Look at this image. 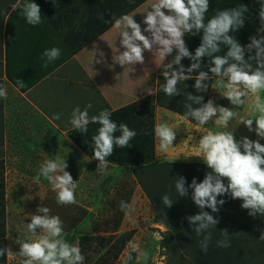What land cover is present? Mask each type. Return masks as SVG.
I'll return each instance as SVG.
<instances>
[{"label":"clouds","instance_id":"1","mask_svg":"<svg viewBox=\"0 0 264 264\" xmlns=\"http://www.w3.org/2000/svg\"><path fill=\"white\" fill-rule=\"evenodd\" d=\"M11 9H20L19 15L33 27L42 23L41 9L33 0H17L11 5ZM208 10L209 0H156L146 11L144 29L134 20V16L113 18V26L121 30L119 40L123 49L114 61L122 67L133 68L134 65L143 64L145 51L155 52L160 60L173 56L171 62L164 65L162 74L165 83L160 89L148 93L149 95H156L157 92H163L168 97L178 95L180 90L177 85L194 78L197 92H206L211 87L234 106H219L212 99L204 103L202 95L186 94L183 114L186 119L195 121L198 125L213 122L215 127L222 128L217 132L207 131L196 143L195 157L201 158L209 169L204 179L197 182L193 178L190 184H187L183 176L175 179L178 196L187 197L191 189V199L200 209L198 214L186 219L193 226L195 234L202 237L199 244L204 252H207L212 239L209 230L219 223L218 219L204 209L218 213L226 202L224 199H217L218 197L228 195L231 199H239L242 201L241 208L248 210L250 216H264V144L247 136L237 140L234 136L236 128L228 130L230 122L238 115L236 109L243 108L245 98L251 96L250 110L255 115L251 118L241 117L239 124L245 125L249 132L254 131L257 137L264 139V98L261 96L264 93V0L258 11V32L261 35L259 38L250 37L246 46H242L232 35L244 26L245 13L249 11L245 4L217 10L206 22ZM199 33H202L201 43L193 54L186 45L185 36ZM221 45L227 49L223 55L218 54L222 50ZM253 50L254 55H251ZM246 52L249 54L247 59ZM60 55L58 47L44 50L41 55L43 66L47 67L55 62ZM205 57L208 58V71L201 70L202 58ZM184 58L191 61L187 68L181 63ZM96 62H103V58ZM193 73L196 75L193 76ZM209 81H213L211 85ZM16 85L20 89L26 87L21 79H16ZM6 97V89L0 87V98ZM193 103L198 107L193 108ZM91 107L89 104L84 110L74 108L69 123L80 134L88 132L90 123L100 125L91 138L92 158L99 161L97 170L103 173L108 168L107 158L113 154L114 149L127 148L137 132L125 123L118 125L111 119L112 114L107 109L89 117L88 109ZM53 119L59 120L60 114H54ZM117 131L120 132L119 136L115 135ZM154 134L159 141L158 150L167 153L175 140V129L167 122L158 123L154 127ZM67 167L66 159L57 155L44 160L35 177L36 181L41 178L48 181L56 193L59 205L77 202L75 193L78 182L65 170ZM160 199L168 208L176 202L167 194ZM131 207L126 201L120 202V209L126 215ZM50 212L49 207H38L36 214L31 215V222L25 224L26 232L30 235L24 240H16L20 245L19 252L13 253L10 249L0 248V257L15 256L19 258L18 264H84L85 256L81 248L65 239L63 221L59 215H50ZM220 232L224 239L219 240L217 245L222 248L230 247L228 230ZM260 239H264V233ZM127 249L129 250L122 258L123 264H132L134 260L136 264H147L149 252L141 250L138 242L129 241Z\"/></svg>","mask_w":264,"mask_h":264},{"label":"crops","instance_id":"2","mask_svg":"<svg viewBox=\"0 0 264 264\" xmlns=\"http://www.w3.org/2000/svg\"><path fill=\"white\" fill-rule=\"evenodd\" d=\"M11 1L0 0V10L8 6L7 4ZM39 1L41 2V15L44 13L53 18L55 25H63L67 28H65L64 34L61 28L58 29L56 35L54 32L44 34L42 27L45 26L48 18H42V23L33 27L27 24L25 18H22L19 13L11 21L10 50L11 57L17 59L18 71L21 70L23 73L30 67L37 73L48 70L47 74L42 76L34 86L25 92H20L6 79L4 74V27L6 19L12 11L11 8L4 17L3 30L0 34V87L7 91V97L0 98V160L3 162L5 155L9 153L33 154L37 152L38 148L45 146L53 148L60 139H65V132L73 129L69 120L76 107L84 110L87 105L91 104L92 107L88 109L89 117H91L98 115L101 110L107 109L111 112L148 96V93L156 90L157 78L163 76L164 65L171 62L173 58V56H168L164 60H160L155 52L145 51L143 64L134 65L133 68L122 67L114 61L119 51H123V49L119 40L121 30L116 29L113 24L106 32L80 46L62 64L53 67L58 58L55 62L44 67V61L41 60L44 50L58 47L61 50L60 56H62L64 52L78 47L88 35L87 30L91 25L100 26L105 21L101 10L93 0H69L61 20L57 18L59 0ZM16 2L17 0H15ZM33 2L37 3V0H33ZM155 2L156 0H145L132 8L126 15L134 16V20L140 23L141 28L144 29L146 25L143 24V19L146 11ZM261 2L262 0H209L206 22L217 10L245 4L249 11L245 13L244 26L232 33L243 45L245 41L247 43V36L257 27L260 28L258 11ZM132 3L133 0L119 3L116 9L129 8ZM49 22H51L50 18ZM255 33L254 36L259 38L261 33L258 30ZM145 34L147 35V33ZM196 36L201 43L202 33ZM64 41L70 42V45H64ZM185 42L190 52L194 54L195 51L186 36ZM221 49L218 54H225L226 47L221 45ZM101 57L103 62L97 63L96 61L101 60ZM245 58H248L247 52ZM181 63L187 68L191 61L184 58ZM201 70L206 71L203 64ZM192 75L195 76L196 73ZM212 82L210 81V85ZM209 99L219 106L234 108L226 98L221 97L211 87L207 101ZM251 101V96L245 98L244 107L236 109L238 115L230 122L228 130L236 128L234 136L237 140L245 136L251 140H258L254 131L249 132L245 125L239 124L241 117L251 118L254 115L250 110ZM162 110L165 109L155 108V125L158 114ZM56 113L60 114L59 120L53 119V115ZM171 113L177 118L180 127L187 131L176 133L172 147L167 153H164V160L180 163H203L201 158L195 157L196 143L207 131L217 132L222 128L215 127L213 122L195 126L182 116ZM259 142L264 144V141ZM170 153L175 155L171 157Z\"/></svg>","mask_w":264,"mask_h":264},{"label":"trees","instance_id":"3","mask_svg":"<svg viewBox=\"0 0 264 264\" xmlns=\"http://www.w3.org/2000/svg\"><path fill=\"white\" fill-rule=\"evenodd\" d=\"M35 1V0H34ZM69 0H59V8L57 18L60 20L64 17V8ZM97 7L101 10L104 24L100 26L91 25L87 30V36L84 38L77 48H73L68 52H64L55 62L53 67L62 64L72 53L84 44H87L95 37L106 32L113 24L114 17L120 18L126 15L132 8L145 0H133V3L128 8L116 9L119 3H126L131 0H93ZM15 3L12 0L8 6L0 11V34L3 30V20L8 13L11 5ZM37 4L41 9V2L37 0ZM20 9L11 11L6 19L4 27L5 36V56H4V74L6 79L20 92H25L34 86L38 80L47 74L48 70H43L39 73L32 70V67L23 71H18L16 66L17 59L11 57L10 50V35L11 21L18 15ZM56 14V11H54ZM42 18H48L47 23L43 26L44 34L53 33L62 30L64 34L65 28L63 25H55L53 18L48 17L44 13ZM49 18L51 22H49ZM87 28V27H86ZM255 29L247 36L248 44L250 37L256 34ZM59 29V30H58ZM192 48L196 49L200 42L197 36L186 34ZM64 45H70V42L64 41ZM248 54V53H247ZM249 55V54H248ZM251 55H254L251 53ZM202 64L208 71V58H202ZM52 67V68H53ZM1 68V65H0ZM211 76V73H209ZM16 79H21L25 83V88H18ZM165 83L163 76H158L156 82V90L160 89ZM210 85V81L208 82ZM195 79H189L177 85L180 94L172 97L166 96L163 92H157L156 95H148L141 99L123 106L117 110L111 111V119L118 125L125 123L132 130L137 132V135L130 141L127 148L116 147L113 154L108 157L109 165L119 167L120 169L131 171L137 184L141 188L143 194L152 206L155 212V221L162 223L166 230L163 233L159 247L164 257V264H264V239H260L264 233V216L257 215L252 217L248 214V210L242 209V201L239 199H231L225 195L217 199H224L225 204L220 207L218 213H212L211 209L205 208L219 220L216 227L211 228L212 239L208 246L207 252L200 248L199 241L202 237H198L189 225L186 217L198 214L200 209L194 204L191 199L192 190L189 189L187 197H179L175 191V179L178 176L186 178L187 184H190L193 178L197 182H201L205 174L209 171L204 163L198 162H169L161 160L156 155V138L154 134L155 127V108L160 107L179 116H183L186 102V94L202 95L203 102H207L209 89L206 92H197L194 88ZM186 85V86H185ZM193 108L198 107L192 104ZM186 119V118H185ZM190 124L197 126L195 121L186 119ZM99 124L90 123L88 132L80 134L74 129L66 131V138L80 151V153L95 162L98 160L93 157V142L92 136L97 133ZM116 136L120 132L115 133ZM227 183V181H224ZM186 184V187H187ZM169 195L175 202L171 208L163 205L160 197ZM80 218L72 216V226L79 222ZM227 229L230 239V247L222 248L217 245L219 240L224 239L221 235V230ZM117 229H111L107 235H92L82 234L78 237L77 244L81 248L82 254L85 256L84 264H113L121 252L124 250L132 237V233H124L119 236L115 235ZM5 180H4V162L0 160V248H5ZM0 264H7L6 256L0 257Z\"/></svg>","mask_w":264,"mask_h":264},{"label":"rangeland","instance_id":"4","mask_svg":"<svg viewBox=\"0 0 264 264\" xmlns=\"http://www.w3.org/2000/svg\"><path fill=\"white\" fill-rule=\"evenodd\" d=\"M261 96L264 98V93ZM164 122L176 133L187 131L167 110L158 114L156 124ZM258 140L264 141L259 137ZM158 144L157 139V156L164 160L165 154L158 150ZM57 155L66 159L68 167L65 170L78 182L75 204H57L56 193L48 181L35 179L44 160ZM174 155L170 153L171 157ZM4 162L6 249L19 252L20 245L16 240H24L30 235L26 232L25 224L30 223L31 215L44 205L51 209L50 215L60 216L65 239L69 243L77 244L82 234L107 235L111 229H117L114 232L116 236L131 232L130 241L138 242L141 250L149 252L147 264H164L159 243L166 228L155 221V212L131 171L109 164L105 172L98 171L99 162L84 157L67 138L60 139L53 148H38L33 154L9 153L5 155ZM121 201L132 205L127 215L120 209ZM72 216L82 220L72 226ZM128 250L126 245L113 264H123L122 258ZM18 259L15 256L6 257V262L18 264ZM132 264H136V261Z\"/></svg>","mask_w":264,"mask_h":264}]
</instances>
